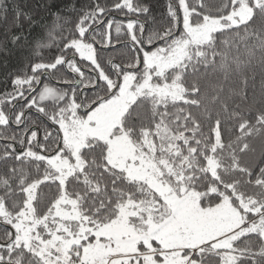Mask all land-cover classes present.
I'll list each match as a JSON object with an SVG mask.
<instances>
[{
    "label": "snow or ice",
    "instance_id": "1",
    "mask_svg": "<svg viewBox=\"0 0 264 264\" xmlns=\"http://www.w3.org/2000/svg\"><path fill=\"white\" fill-rule=\"evenodd\" d=\"M165 8L0 0V264H264V0Z\"/></svg>",
    "mask_w": 264,
    "mask_h": 264
},
{
    "label": "trees",
    "instance_id": "2",
    "mask_svg": "<svg viewBox=\"0 0 264 264\" xmlns=\"http://www.w3.org/2000/svg\"><path fill=\"white\" fill-rule=\"evenodd\" d=\"M20 2L23 4L25 0H20ZM32 0H29V3H31ZM72 0H57L58 6H62L63 4L71 3ZM89 0H76L77 7H80L82 4L88 3ZM135 2V0H134ZM152 6H153V13L157 16H162L165 11V5L166 0H150ZM207 2L210 5H215L216 0H207ZM12 13L9 12V17H11ZM6 27V23L4 21H0V41L4 40V30ZM27 26H25L26 28ZM15 31H20L19 29H15ZM35 35V33H31L29 35V39L31 40L32 36ZM59 36V32H55L53 34V37ZM53 45L55 44V39L52 40ZM8 48L11 49L10 55H5L4 53L0 52V92L7 90H11V77L8 75L9 73L13 72L15 69H17L20 66V52L13 46L10 42L8 43ZM120 52H126V50H119L116 53L109 52V55H119ZM255 72L257 73V80H259V72L260 69L256 68ZM222 78V77H221ZM0 131H6V134L11 133L14 131V129H0ZM5 143L4 139L0 138V146H2Z\"/></svg>",
    "mask_w": 264,
    "mask_h": 264
}]
</instances>
